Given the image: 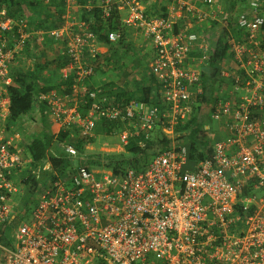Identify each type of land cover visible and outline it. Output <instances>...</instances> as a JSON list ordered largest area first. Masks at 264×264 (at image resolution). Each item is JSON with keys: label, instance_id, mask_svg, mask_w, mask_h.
I'll list each match as a JSON object with an SVG mask.
<instances>
[{"label": "built area", "instance_id": "2783aa9c", "mask_svg": "<svg viewBox=\"0 0 264 264\" xmlns=\"http://www.w3.org/2000/svg\"><path fill=\"white\" fill-rule=\"evenodd\" d=\"M174 1L164 17H148L137 0L102 1L103 19L114 10L124 13L122 26L150 41L160 104L89 91L81 114L82 101L54 91L40 95L56 136L68 133L61 147L73 167L68 179L56 176L35 187L27 210L12 197L28 178L29 136L24 141L12 129L19 121L35 122L29 113L9 123L11 65L19 48L9 39L21 37L23 24L0 9V235L8 240L0 242V264H264V0H244L235 18L244 39L230 43L232 58L217 71L210 118L220 129L210 156L192 168L186 147L176 144L175 127L190 119L202 94L200 71L212 49L200 33L173 32L168 14L184 10L198 22L217 15L208 12L214 0H204L202 8L194 7L197 0ZM75 25L72 34L60 29L52 35L65 42L68 62L60 77L71 76L74 94L83 95L99 52L88 25ZM105 121L121 124L122 145L131 136L148 140L156 127L173 142L143 170L114 175L103 169L107 178L98 181V172L79 163L86 155L71 140L88 142Z\"/></svg>", "mask_w": 264, "mask_h": 264}, {"label": "trees", "instance_id": "16d2710c", "mask_svg": "<svg viewBox=\"0 0 264 264\" xmlns=\"http://www.w3.org/2000/svg\"><path fill=\"white\" fill-rule=\"evenodd\" d=\"M229 1L232 2L233 6V2H235V0ZM22 2L23 1L21 0H0V9H4L7 14L13 18L14 14H11V11L14 10V7L20 6V3ZM213 5L214 3L211 5V7ZM186 13L190 12H185V14ZM164 16H166V14H162V17ZM189 16L190 15L186 16L188 20H195ZM235 18L236 17L231 15L228 17L223 16L219 20L209 19L207 21V35L200 33L201 36H205L206 42L212 49V54L208 63L205 64L200 71L202 94L198 95L196 98L197 102L193 106L190 119L181 121L175 127V133L178 135L175 138L176 144L186 147L187 161L189 167L191 168L196 163L210 156L211 154L214 138L208 133L205 127L207 126V122L211 120L210 117L212 113L215 112V99L213 95H215L219 85L217 71L220 65H228L232 58L230 43H232V41L241 42L244 39L243 32L236 26ZM81 19L88 25V29L93 34L96 42L105 45L112 44L107 37L109 32H119L123 37L124 27L122 26L121 21L119 23L118 19H120V16L115 10L110 17L103 19L100 7V9H94L90 15L84 16ZM175 29L173 28V32L180 31ZM262 31L264 32V25L262 27ZM14 39L15 38H10L9 43H14ZM117 44L119 43H115V45ZM192 56H199V54L193 53ZM60 57V65L61 68H63L68 62L66 54L62 53ZM95 64L96 66L94 68L93 74L83 81V85H85L86 88L85 94L79 95L80 97L78 98V102L81 103L82 101L83 103L80 109L81 114L85 112L84 108L88 104L87 94L89 91L100 90V92L97 93L98 96L104 94L109 98L123 100L125 102L135 99L142 103H151L152 101L155 105L160 104L157 95L158 82L151 72L150 67L147 69L148 74L144 83H142L143 80H136L130 88L123 87L115 89L112 86L111 81L105 84H98V80L93 79L95 74L104 72L108 68L107 63L103 64L99 54L96 57ZM12 71L13 70H11V74L13 75L14 73ZM32 73L27 74V77L30 78V81L25 80L21 85L11 86L9 88V123L14 125L19 117L29 113L33 117L32 120L35 122L34 125L30 127L34 130L33 136L31 138L29 137V142L24 147V153L26 155L28 154L27 156L29 158L27 163L29 166L27 176L28 178L27 181H25L28 196L26 197L22 195L21 198L19 197V199H17V201L15 200L17 204H22V208L25 210L29 209L27 205L30 202L31 195L34 193V188H37L39 184H42V182H40L43 178L42 176L48 175L47 179H52L57 176L62 180H66L70 177L73 167L71 164V158L64 152L62 155H49L54 134L52 133L50 128L51 126L48 123V118L50 115L49 106H47L46 101L40 100L39 96L47 93L48 91H54L61 97L73 95L74 91L72 89V85L74 80L71 78V76L67 79L61 78L63 87L61 90H57L53 87L46 88L44 86H40L37 83L34 84L32 77H34L33 80H36V76L34 73ZM38 92H40L39 95ZM161 108H163V106H161ZM96 130L101 132L103 135L109 136L114 134V132H119L121 130V124L115 121H105L98 124ZM56 137L57 141L55 139L54 142L60 145L62 142H69L68 133L66 132H60ZM25 138L26 136L22 138V140L25 141ZM172 142L173 141L167 139V137L164 136L160 130H158L157 134L150 137L148 140H145L141 135L131 136L129 137L127 144L124 145L122 152L88 155L84 157L83 163L89 169L92 167H98L108 170L114 175L122 174L128 169L141 171L158 153L169 149ZM71 143L77 148V150H79L80 153H82L87 142L85 143L83 139L76 138L74 140L72 139ZM43 164L49 167V169L52 171L50 174H48L44 169H38V167ZM30 168L32 170H30ZM248 192L249 190L243 191L240 197H246ZM236 207L241 211V201L236 203ZM0 242L2 244L8 245V240L2 234L0 235Z\"/></svg>", "mask_w": 264, "mask_h": 264}, {"label": "crops", "instance_id": "0c3cea01", "mask_svg": "<svg viewBox=\"0 0 264 264\" xmlns=\"http://www.w3.org/2000/svg\"><path fill=\"white\" fill-rule=\"evenodd\" d=\"M20 6L14 7L11 11L13 19L21 27V37H16L14 43H19L17 53L14 55L11 70L12 86H19L23 81H30L27 77L28 73H34L36 80L32 81L34 84H39L46 88H55L61 90L63 82L60 77V55L63 53L64 41H57L53 38L52 33L55 30H66L70 34L77 31L75 24L84 23L82 17L88 16L94 9H100L103 0H21ZM141 9L150 17H158L166 14L170 7L175 4L174 0H137ZM199 1L197 0L194 7H197ZM201 7V5H200ZM199 7V8H200ZM206 9V8H204ZM120 19L125 16L124 13H119ZM173 21L174 29L185 32H199L207 35L208 20L196 21L188 23V13L184 10L168 14ZM226 17L230 16L225 14ZM17 19H16V18ZM187 19V20H186ZM187 23H186V21ZM183 22V23H182ZM203 22L207 23L205 26L201 25ZM177 26V27H175ZM124 29V34L117 32L118 39L111 41L112 44L97 43V49L103 64L107 63L110 77H101L98 84H105L109 81L115 89L130 88L133 84L135 75L141 77L142 83L147 78L148 66L143 61L152 56L151 43L143 36ZM68 36L70 39L71 35ZM64 40V39H63ZM115 43H119L115 45ZM138 47L143 52L138 58L132 56L131 48ZM148 54V55H147ZM144 57V58H143ZM107 61V62H106ZM62 63V62H61ZM138 66V68H137ZM13 67V68H12ZM146 68V69H145ZM102 72V73H105ZM28 72V73H27ZM32 73V74H33ZM100 72L98 73L99 77ZM136 81V80H135ZM134 81V82H135ZM42 88V87H37ZM38 90V89H37ZM40 92H38L39 95ZM37 97V96H36ZM80 96L78 93L70 95L74 102H78ZM50 126H54L48 118ZM54 128H56L54 126Z\"/></svg>", "mask_w": 264, "mask_h": 264}, {"label": "rangeland", "instance_id": "374dc122", "mask_svg": "<svg viewBox=\"0 0 264 264\" xmlns=\"http://www.w3.org/2000/svg\"><path fill=\"white\" fill-rule=\"evenodd\" d=\"M198 1H199L198 6L200 7V5H201L200 8H202L204 6V0H198ZM243 1L244 0H235V2H233V6H232V2H230L229 0H214V5L212 7L208 8V12L213 14V15L216 14L217 15L216 19H218V20L220 18H222L223 16H225V14H228L230 16L233 15L234 17H236L240 13V11L242 10V8L244 6ZM187 21H188V23L194 22L193 20H187ZM187 21H186V23H187ZM206 24L207 23L203 22L201 25L205 26ZM131 52H132L131 53L132 56L137 58V61H138V58L141 56V53L143 51L141 49H138V47L133 46L131 48ZM143 62L145 64L147 63V65H149L148 57ZM137 68H138V66H137ZM110 73L111 72H109V71H105V73L100 72L99 77H98V73H97V74H95V76H93V79L97 80L101 77V75L104 77H110L111 76ZM132 80H133V84H134V81L135 80L140 81L141 77L138 78V74H136L134 79H132ZM50 128H51L52 133L54 134V137H53L52 146L50 147V150H49V155H62L63 149H62L61 145L54 142L55 139L57 141L56 128H54V126L53 127L51 126ZM205 128H207L208 133L214 138L217 136V134L219 132L220 125L218 122L210 120L207 122V126ZM158 130H159L158 128L154 130L153 136L155 134H157ZM12 131H13L12 134L17 136L20 139L24 138L27 135H29V137L31 138L33 136V133H34V130L32 128H30L23 121H19L18 123H16V125L13 126ZM119 136H120V131L117 132L116 134H111L109 136H106V135H103L101 132L96 130L93 137L86 143L85 148H84L82 153L85 154L86 156H88V155H98V154H103V153H119V152H122L124 145H122L120 143ZM79 163L82 164L83 159H81L79 161ZM28 168H29V166L27 165L24 169V175L25 176H28ZM31 168H30V170H32ZM38 169L39 170L44 169L45 171H47L48 174H50V172H52L49 169V167H47L44 164L39 166ZM90 169L98 172V173H95L96 180L100 181V180H105L107 178L105 175H103L104 173H100L101 170H103L102 168L92 167ZM44 176H42L43 178L40 181V182H42L43 185L48 181V179H47L48 175H46L45 177ZM17 189H18V193H16L12 197V200L15 203H17L16 202L17 199H19V197L21 198L22 195H24L26 197L28 196L26 186L17 184Z\"/></svg>", "mask_w": 264, "mask_h": 264}]
</instances>
